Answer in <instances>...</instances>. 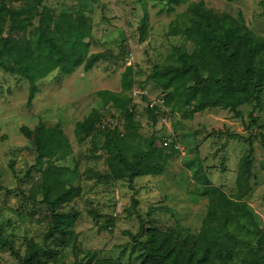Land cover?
<instances>
[{"label": "rangeland", "instance_id": "rangeland-1", "mask_svg": "<svg viewBox=\"0 0 264 264\" xmlns=\"http://www.w3.org/2000/svg\"><path fill=\"white\" fill-rule=\"evenodd\" d=\"M192 1L197 0L168 10L169 5L161 0H43L55 13L83 11L92 22L86 55L104 51L109 57L89 70L82 62L68 73L61 69L50 72L37 81L39 90L31 103L29 81L0 68V264H19L12 251L22 255L28 238L46 241L50 250L54 249L55 253L47 255L48 264H88L106 256L136 264L141 250L133 236L141 229V219L146 221L144 228L148 224L182 231L188 227L197 233L209 200L205 186H222L229 195L238 189L237 175L242 156L248 151V140L219 134L225 129L253 136L250 188L243 199L254 208L264 228V93L253 120L249 113L255 100L239 107L243 118L220 107L198 112L185 107L170 111L168 116L158 113L154 121L146 109L136 108L135 120L141 127L138 135L128 138L134 146L144 147L143 138L154 133L163 141L179 143L180 148L167 146L171 154L163 173L136 177L133 188L124 180H101L99 174H105L107 164L99 139L92 141L89 137L79 142L74 135L75 122L93 107L107 115L112 113L97 91H121V75L129 63L134 65V76L143 90L150 95L165 93L148 75L154 64L175 59V45L189 46L176 26ZM204 1L218 12L234 16L241 13L251 30L264 38L261 0ZM27 34L32 35V30ZM42 120L48 125L60 123L73 147L72 153L59 162L70 168L76 166L82 185V193L62 207L77 211L74 237L52 231L50 210L39 202L41 164L34 142L21 132L20 125L33 127ZM133 196L138 199L137 213L131 209Z\"/></svg>", "mask_w": 264, "mask_h": 264}, {"label": "trees", "instance_id": "trees-1", "mask_svg": "<svg viewBox=\"0 0 264 264\" xmlns=\"http://www.w3.org/2000/svg\"><path fill=\"white\" fill-rule=\"evenodd\" d=\"M20 1L19 5H12L0 0V68L29 81V103L39 90L37 81L50 72L61 69L68 73L82 62L89 70L99 60L109 57L104 51L86 55L92 22L83 11L55 13L43 0ZM161 1L170 10L188 0ZM260 3L264 10V0ZM181 14L183 19L176 29L189 46L175 45V59L163 65L154 64L148 75L165 92L166 106L170 111L189 107L191 112L220 107L243 118L239 107L255 100L249 113L253 120L264 93V38L251 30L241 13L234 16L218 12L207 7L204 0L192 1ZM145 25L144 19L142 31ZM31 30L32 35L27 34ZM137 81L134 65L127 64L121 75V91L106 88L97 91L103 105L111 106L112 113L107 115L99 107H93L75 122L73 130L79 142L89 137L92 141L99 139L107 164V171L99 174V178L124 180L131 188L136 177L162 174L171 154L167 146L177 149L173 147V140H169L171 145L163 147L160 141L166 139L163 141L154 133L143 138L142 148L128 140L129 136L138 135L141 127L135 120L136 107L130 106V90ZM144 109L154 121L157 119L156 110ZM20 130L35 144L41 164L39 202L50 210L52 231L61 236L71 233L74 237L77 211L62 207L82 193V185L77 167L70 168L59 162L73 151L68 136L60 123L48 125L43 120L33 127L22 124ZM220 133L248 140V151L242 156L237 175V192L229 195L222 186H205L209 200L197 233L188 227H181L182 231L173 226L148 224L144 228L146 221L141 219V229L133 236L141 250L136 264H264V228L254 208L243 199L250 188L253 136L229 129ZM30 198L36 199L34 195ZM137 206L138 199L133 196L131 209L136 213ZM91 214L98 217L93 210ZM143 229V238L139 240ZM1 231L0 228V235ZM53 250L46 241L28 238L22 255L16 250L12 253L19 264H48L47 255ZM88 264L130 263L106 256Z\"/></svg>", "mask_w": 264, "mask_h": 264}, {"label": "built area", "instance_id": "built-area-1", "mask_svg": "<svg viewBox=\"0 0 264 264\" xmlns=\"http://www.w3.org/2000/svg\"><path fill=\"white\" fill-rule=\"evenodd\" d=\"M131 103L130 106H135L136 108L149 107L161 113L163 116H168L170 109L165 104V93H159L155 95H150L148 92L142 89L139 83H134L130 90ZM159 111V112H158ZM165 145H171L170 141L166 139L164 141ZM174 148H180L179 143L175 142L173 144Z\"/></svg>", "mask_w": 264, "mask_h": 264}]
</instances>
